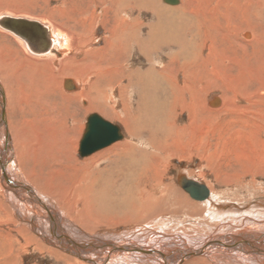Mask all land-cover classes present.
<instances>
[{
	"label": "bare ground",
	"instance_id": "bare-ground-1",
	"mask_svg": "<svg viewBox=\"0 0 264 264\" xmlns=\"http://www.w3.org/2000/svg\"><path fill=\"white\" fill-rule=\"evenodd\" d=\"M193 1L167 9L156 0H91L93 6H97V3L102 5L104 12L97 15L92 6L91 9L90 6L89 8L85 6L86 9L83 8L76 15H70L73 25L69 28L78 33L76 36L69 28L57 23L43 26L37 22L39 20L19 16L17 11L0 10V28L10 25L16 28L21 38L19 36L14 38L19 51L24 54L22 55L24 59L21 57L20 63L14 65V60L4 59L0 46V74L8 86L6 93L10 96V108L17 105L23 115L28 112L38 114L36 119L41 123L38 122L39 130L43 133H53L56 128L52 123L55 121L52 118L53 114L48 113L51 109L50 103L46 105L41 98L53 102L55 97L58 103L60 100L62 105H65L63 110L73 121L63 143H55L58 146L50 147L49 144L44 146L39 144L38 148L34 149L43 158L41 167H28L32 173L31 177H34V170L38 168L40 172L35 177L42 180V188L53 194L55 201L34 190L33 192L39 196L34 195L31 201L39 210L36 213L33 211L34 208L28 209L30 211L25 210L28 208L26 204L14 198L19 202L12 201L13 212L20 220L17 221V217L6 202L0 198V226L4 228V225H8L5 232L8 234L4 235L6 239L11 241L14 239L19 248L24 250L33 247V251L43 256L47 255L61 264H264V199H262L264 194L260 193L258 195L260 200L255 199L256 201L252 202L251 198L256 196L252 197L254 194L250 192L249 198L246 199H251L249 201L252 205L249 203L247 206L240 204L238 206L237 203L240 201H235L236 204L234 201L226 202L222 199L224 193L221 194L216 186L211 187L206 182L207 185H203L205 189L198 187L201 196L197 199L185 188L193 185V182L202 185L199 182H204L202 178H205L204 172L207 169L213 175H218L216 177L222 184L221 189L233 182V177H229L231 175L224 174L221 175L224 177H221L216 172L219 164L214 165L213 156L208 151L201 153V140L196 136L200 133V123L205 110L204 93L213 86L217 88L218 82L220 83L219 77L223 78L220 74L221 69L211 70L209 67L211 64L220 68V61L213 59L212 56L217 53L215 52L217 39L214 37L221 36L224 23L227 30L230 29L227 31L228 34L234 32V29L231 30V24L234 23L236 27L249 30L244 32V37L248 39L245 42L248 46H255L258 51V47L264 42V0H215L212 9L208 11L206 7L204 12L198 10L195 12ZM179 2L181 1L178 0L175 4ZM142 12L154 18L146 24V34L142 33L141 16L144 14ZM109 17L113 24L111 22V27L107 29L109 36L103 38L105 45L98 47L99 49L93 48L91 43L93 39L88 36V33H92L90 21L96 23L99 21L105 25ZM78 28L80 33L77 31ZM203 34L211 37V45L208 47L210 53L206 57L199 50L204 48L199 43V40L203 41L201 39ZM228 34L225 35L227 40ZM51 38L62 41L63 46L59 50L62 55L51 52L56 44ZM134 47L146 56L149 67L145 71L136 68L125 72L128 68L123 70L125 62L128 61L126 59ZM71 48L78 50L75 55L68 57L66 55ZM29 50L36 54H47L45 57L40 56L41 60L46 59L53 66L50 73L46 76L41 75L39 83L36 84L34 76L29 77L28 82L20 78L24 75L16 77V73L24 67L25 62H28ZM218 56H222V53ZM93 59L98 61L94 62ZM156 59L160 67L155 65ZM104 62L107 63L106 66ZM10 74L15 77L11 79ZM125 80L127 83H122ZM116 84L119 85L118 96L123 104L121 111L116 108L119 101L114 100L108 90L104 89L105 86L116 87ZM217 96H212L209 102L219 103L221 97ZM178 110L182 114L188 113L186 125L177 124L175 113ZM92 111L122 118L130 138L120 141L125 135L122 128L115 125L119 127L120 139L102 143L104 138L100 134H97V138L91 135L93 145H90L88 141L91 137L87 135L85 138L88 117L85 124L83 116ZM0 121L2 128L5 129L4 118ZM28 133L32 135L29 130ZM189 137L194 140L191 141ZM95 143L100 146H96ZM6 144L9 146L8 139L4 142V145ZM109 144H112V147L108 148ZM78 147L87 151L80 153ZM77 149L84 156L82 160L76 158ZM245 150L246 148L236 149L235 157L240 163L239 170L242 168L241 171L250 173L252 179L239 184L244 186V183L248 182L246 186H251L249 189L260 192L264 182L258 183L256 175L264 174V161L260 162L257 157V161L253 159L250 161L244 155ZM213 152L215 151L211 153ZM194 157H199L200 160V164H196L197 169L199 168L198 174L194 169L190 170V166L185 167V163L192 162ZM37 158L35 162H39ZM172 158H176L181 164L184 163V166L177 167L175 178L167 177L165 174V169L170 166ZM11 167L12 165H9L7 169L9 172ZM50 168L51 170H48ZM3 173L4 178L9 180L7 171ZM9 182L11 183L10 180ZM27 190L32 193L30 188ZM234 196L238 198L235 194ZM52 201L56 202L57 206ZM56 208L60 210L57 211ZM21 221L29 223L30 229H34L33 232L36 230V233L39 231L40 234L45 233L48 236L52 234L53 239L45 240L43 236L44 241L40 240ZM1 227L2 234L4 230ZM16 234L20 235L23 241ZM91 234H95L97 238L93 240L87 238ZM1 244L2 242L0 257L4 256V261L0 264L15 263L17 256H11L13 247L3 249L4 244Z\"/></svg>",
	"mask_w": 264,
	"mask_h": 264
},
{
	"label": "rangeland",
	"instance_id": "rangeland-1",
	"mask_svg": "<svg viewBox=\"0 0 264 264\" xmlns=\"http://www.w3.org/2000/svg\"><path fill=\"white\" fill-rule=\"evenodd\" d=\"M156 1L159 2L161 5H163L164 7H167V9L168 8L169 9H172L171 7H173V8L174 7H180L185 2H189V1L191 2V0H180L182 3L179 2V4H175L174 5V4H167L164 0H156ZM215 3H216L215 0H194L193 1V5L195 6L194 10H195V12L197 10L198 11H201V12H204V10H206L208 8V11H209V9L211 10L212 7L215 5ZM91 4H92L91 3V0H45V1L44 0H21V1L20 0H3V1L0 0V10H2L3 12H5V11H7L6 9H11V10L17 11L18 12V15L21 16V17H25L27 19H32L34 21L35 20L36 21L39 20L37 22L40 23V24L42 23L43 26L44 25H50L52 23H57L58 25H61L62 27L68 29L70 26L73 25V22H72V20L70 19L69 16L70 15H76L77 13H79L80 10H83V8L86 9L85 6H88V8L90 6V9L93 7V10L96 11V14L97 15H98V13L101 14V12H104V7H102V5H100L99 3H97V6H93ZM32 5H33V7H32ZM32 9L34 11H32ZM142 13H144V12H142ZM145 14L146 13H144L141 16V18H142L141 19V22L143 23L142 33H145L146 34L147 33L146 24L149 23L154 18L152 16H150V14L148 16L145 15ZM235 14L237 15L236 11H235ZM38 16H41L43 19L41 17H38ZM110 19H111L110 17L107 19V23H105V25L104 24H101L99 21L97 23L90 21V25L89 26L91 28V32L92 33H88V36L91 39H93L91 41V43L94 45V46L92 45L93 48H98V47L101 48V47H103L105 45L103 38H105V36H109V33L107 32V29H109L111 27L110 25L113 24L112 20H110ZM221 20L224 21V19H221ZM111 22H112V24H111ZM223 25H224V31L222 33H224V34L221 33V36L214 37L215 39H217V43L215 44V48H216L215 49V52H217V53H216V55H212L213 56V59L216 58V60L218 62L220 61V68H217V67H215V66H213L211 64L209 65V67H210L211 70L212 69H215V68H216V70L221 69L220 70V74H221V76H223V78L222 77H219L218 81H220V83L218 82L219 85H217V88H216V86H213L212 88L207 89L205 91V93H204V102L206 101L205 102V106H204L205 107V110L203 112L202 121L200 123L201 124L200 133H199L200 135L198 134V136H196V137L198 138V140H201V142H202V143L200 142V144H201V146H200L201 153L204 154V153H206L208 151V153L213 156L214 165L217 166L219 164L217 166V168H216L217 169L216 172H218L220 176L221 175H224V174L231 175L229 177L230 178L233 177V179H232L233 182L231 184H228L229 186L228 185L223 186V188L221 189L222 184H221L220 181L217 180V177H216L218 175L214 174L215 175L214 176L213 173L210 170L207 169L205 171L206 173L204 172L205 178H207V179H205L203 177L202 179H203L204 182L203 183L202 182H199V183H201L202 185L210 184L209 186H211V185L216 186V188H218L220 190V193L221 194L224 193V194H222V195H224V198H222V199H224L226 202H232V201L238 202V201H240V202L237 203L238 206H239V204H240V206H243V205H246V204H249V203H250V206H251L253 201H256V200L259 201L260 200V198H258L259 197L258 195H260V193H261V195L264 194V192H263L264 191V185H263V187H260L261 188L260 192H257L256 190L254 192V189H249V188H251V186H246L248 182L247 183H244V186H240L239 183H241L242 181L243 182H246V181L252 179V177L250 176L251 175L250 173H245V172H243V170L241 171V169H242L241 167L242 166L240 167L241 169L239 170L238 164H240V163H239V160L235 157V155H236L235 151H236V149H245L246 148V150L244 152V155H245V157L247 159H250V161H252V159L257 161V159H256V157H257L258 160L260 159V162L264 161L263 160L264 159V157H263L264 156V120H263L264 119V107H262V106H264V42L258 47V51H259L258 52L255 49L256 48L255 46L254 47L251 46V45L248 46L246 44L247 42H245L248 39H246L244 37V32L245 31H249V30H247L244 27H242V28H240L239 26L236 27V25L234 23H232L231 24V30L234 29V32H229V34H228L227 31L230 30V29L227 30V25L225 23ZM49 28H50L51 33H52L51 26ZM4 30L7 31V32H5ZM69 30L71 32H73L74 35L77 33V32L75 33V31L73 29H70L69 28ZM145 30H146V32H144ZM191 30L193 32H195L194 29H191ZM77 31L80 33L81 32L80 31V28H78ZM9 33H11V34H9ZM106 33H108V34H106ZM81 34H83L84 36L86 35V33L85 34L84 33H81ZM227 34L229 35L228 36L229 37V40H227L228 38L225 37V35H227ZM15 36H19V34H18L16 28L13 27V25L0 28V46L2 47L1 49L4 51V52L1 51V53L4 56V59L5 60H7L8 58H9V60H14L13 61V64L14 65L16 63H18V62L20 63L21 57L24 59V57H23L24 54L21 51H19V47H18V45L16 43V39L14 38ZM210 38L211 37L206 36V34H203V37L201 38L203 41L199 40V43L202 46H204L203 50L200 49V48H199V50L203 53V56H205V57L207 56L208 53H210V49H208V47L211 45ZM5 40H6V42H5ZM51 40H54L56 42V44L53 47V49L51 50V52L52 53H55V54H58V55H62L61 53H59L60 48L63 46L62 41L61 40L56 41L55 39H52V38H51ZM204 42H205V44H204ZM75 44H76V42H75ZM15 47H17V48H15ZM5 48H7L8 50L5 49ZM68 50L69 51H68V54L66 56L69 57L71 55H75L78 49L71 48V49H68ZM218 52L222 53V56L219 57L218 55L220 53H218ZM42 55H44V56H42ZM45 55H47V54H36V53H34V52H32V51L29 50L28 51L29 58L27 60L28 62H25V65H24V61H23L22 64L24 65V67L22 66L23 68L18 73H16V77L17 76L20 77V75L21 76L24 75L23 77H20V78H22V80H24V81L26 80V82H28L29 77L34 76L35 84L36 83H39L40 76L41 75H44V76L48 75L50 73L51 67L53 68V66H51V64H49L46 59H44L43 61L41 60V57H45ZM154 57L157 58L156 55H154ZM222 57H223V59H220ZM93 60H94V62H97L98 61V59H93ZM126 60H128V61L125 62V66H124V69L123 70L125 71V69L127 67L128 68L126 69L125 72L131 71L133 69L136 70V68L137 69H140V70L142 68V70L145 71L149 67V64H147V63H149V60L146 58L145 55L141 54L139 52V50L137 48H135V47L132 48L131 55ZM146 60H147V62H146ZM155 62H156L155 65L157 67H160V64H158L157 59H156ZM28 63H29V65H28ZM34 63H35V65H34ZM106 64L107 63L104 62V65L105 66H106ZM130 64H131V66H130ZM138 66H140V67H138ZM27 69H28V72H27ZM39 69H41V70H39ZM34 74H36L37 76L39 75V76L37 77ZM13 76L15 77V75L10 74L11 79H12ZM239 76H240V78H239ZM1 77L2 76L0 74V119L1 118H4L5 129L2 128V123L0 121V198L2 200H4V202H6V204L8 205V207L11 209V212L14 211V207H13V202L12 201H14V203H16V202L19 203L18 201H15L14 200V198H17V199H20L22 202H24L23 204H26V206L28 208H25V210H28V209L33 210V208H34L33 211H35L36 213H38V211H39L38 208L31 201H32V199L35 196H37V197H39V196L35 192H33V191L36 190L38 192V194H41L43 196L46 195L49 199L51 198L52 200L55 199V196L53 194H49L48 192H46L42 188V180L35 177L40 172V171H38V168L41 167L40 164L43 163L42 162L43 161V158H41V156H39V154L37 152H35L34 149L38 148V145L39 144L41 146H44L45 144L46 145L49 144V147H50L52 145L58 146L56 144H58V143L61 144V142L63 143V139H65V136L67 134V130L69 129V127H71L73 121L66 116V114H65L66 112L64 111L65 110V105L63 106L60 100H59V103H58V101H57L58 99H56L55 97H53V102H54L53 103V102H51V100L50 101L47 100L48 101L47 102L46 99L42 97L41 98V101L42 102L44 101L46 105H49L48 103H50V108L51 109L52 108L56 109V110H54V109L53 110H51V109L48 110V113L50 112L49 113L50 115L53 114L52 115V118L55 121L52 122V123H53V125L56 128L55 131L53 133L52 132H45V133H43L42 131L39 130L40 129L39 127H40V124L41 123L36 119L39 116L38 114H33V113L30 114V112H28V108H26V113L28 112V114H24L23 115L22 113L19 112V108H18L17 105H13L10 108V105H9V103H10V96H8L7 93H6V92H8V90H7V87L8 86L6 84V81L3 78H1ZM234 77H236V79H234ZM223 81L225 83H223ZM122 83L126 84L127 81L125 80ZM229 84H230V86H229ZM115 86L116 87H111V88L105 86L106 88L104 87V89L106 91L108 90V92L110 93V95L113 97L114 100L119 101L118 102V105L116 106V108H117L118 111H121L122 110V107H123V104H121L122 103V100H121L120 96H118L119 95V88H117V87L119 85L116 84ZM225 87H227V88H225ZM217 95L219 97H221V98H219L220 99L219 103H217V104H215V103L214 104H211V102H209V101L212 100V96H217ZM225 95H227L226 98H225ZM242 95H244V96H242ZM28 97H30V94H28ZM244 97H246V98H244ZM224 98L227 99V100H225ZM231 98H232V100H231ZM29 100H30V98H29ZM250 100L255 101V102H250L249 103ZM35 101H36V99H35ZM60 105H61V108H62L61 110H60ZM251 106H252V108H249ZM14 107H16V108H14ZM120 107H121V109H120ZM218 108H220V109H218ZM223 108H225V110H223ZM245 108H246V110H245ZM62 110L64 111L63 113L65 115L62 113ZM241 110H243V111H241ZM52 112L58 113L59 116L56 113H52ZM94 113L97 114V115H99V116L102 115L105 120H107L109 118L108 121H110L111 123L114 122L113 123L114 125H118V126H120L122 128L125 136L120 141H123V140H125L127 138H130L129 135H128L129 134L128 133V130H125L127 128V127H125L126 125H124L125 122L120 117L105 116V115L101 114V112L92 111V112L88 113V115H86L85 117L83 116L84 121H85V124H86L87 117H89L90 115H92ZM175 114H176V118H177L176 119L177 120L176 122H177L178 125H181L182 126V124L183 125H186V123H188V117H187L188 116V113L183 112V114H182L181 111L178 110ZM252 114L254 115L255 118L253 117ZM36 115H38V116L36 117ZM206 115H207V117H206ZM256 116H258L257 119H256ZM40 118L41 117H39V119ZM65 118H66V120H65ZM68 119H70V121H68ZM119 119L121 121L118 122ZM211 119H213V120H211ZM254 121H255V123H254ZM208 122H210V123H208ZM57 123L58 124L61 123L62 126L64 125L63 126L64 129L62 128L61 125L58 126ZM247 123H248V125H247ZM261 123H262V125H261ZM22 124H24V125H22ZM3 125H4V123H3ZM249 125L251 127H249ZM25 127L27 129H25ZM123 127H125V128H123ZM254 129H256V130H254ZM22 130H23V132H22ZM28 130H29V132L30 131L32 132V135H31V133H28ZM36 130L37 131L39 130L40 133L37 132ZM260 133H262V134H260ZM42 135H44V136H42ZM262 137H263V139H262ZM6 138L9 141V146L10 147L8 146V144L4 145V142H7V139ZM81 138H82V136H81ZM189 139L191 141L194 140L192 137H189ZM260 139H261V141H260ZM237 140L239 141V144H238V141ZM43 141H45V142L44 143H41ZM244 143H245V145H244ZM109 145L110 146H108V148L109 147H112V144H109ZM261 145H262V147H261ZM56 148L59 150L58 147H56ZM78 148L80 149V147H78ZM108 148L106 147V149H108ZM79 149H77L78 151L76 153V158L78 160H82L84 156H82L79 153ZM212 151H215V152H213V154H212L211 153ZM226 151H228V153ZM248 155H250V156H248ZM37 156L39 158V160H37V161H39V162H35V158H37ZM214 156H215V158H214ZM219 156H221V157H219ZM170 162L172 164L170 163V166L167 168L168 170L165 169V174L168 175L167 177H170L171 176L172 178H175L176 177V173H177V169L179 168V166H184V163L181 164L176 158L175 159L174 158L170 159ZM105 163H101V164L103 165ZM197 163L200 164L199 157L198 158L197 157H194L192 159V162H190L188 164H187V162L185 163V167H187V165H188V167L190 166L189 169L190 168L192 170L194 169V171L198 174L199 168L197 169V167H196L198 165ZM9 165H12V167L10 169V172H9V170H7L9 168ZM29 166H31V168L38 167V168H36L37 170H34V174H35L34 177L33 176L32 177L30 176V175H32V173L29 172V168H30ZM194 166H195V168H194ZM48 170H51V168L48 169ZM3 171H7V174H8V177H9V180L11 181V183L9 182V180H7L6 178H4ZM235 173H236V175H235ZM238 174H239V177H238ZM263 175H260V174L259 175H256L257 176L256 178H257V182L258 183L264 182V176ZM10 177H12V178H10ZM214 177H216V178H214ZM221 177H224V176H221ZM205 180H209V181H205ZM210 181H211V183H210ZM216 182H218V184H215ZM237 185H239V186H237ZM17 187H20V188L18 189ZM27 188H30V190L32 191V193L29 192L27 190ZM185 188H187V187H185ZM16 189H18V190H16ZM234 192H236V193H234ZM250 192L251 193L253 192V194H254V195H252V197L256 196L254 198H251L252 200L251 199H246V198H249ZM234 194L236 196H238V198H234L235 197ZM262 199H264V198H262ZM224 200H222V201H224ZM249 200H251L252 202L249 201ZM234 202H232V203H234ZM236 202L234 204H236ZM53 203L56 205V202H53ZM30 205H33V206H30ZM58 209L59 208H56L57 211H58ZM30 210H28V211H30ZM31 213H33V212H31ZM13 214L15 216L16 213L13 212ZM15 217H17V216H15ZM16 219H17V221H20V220H18L19 219L18 217ZM21 222L23 223V225H26L27 228L30 231H32L33 234L37 235L40 238V240L44 241L42 239L43 236H44V239L45 240L52 238V234H51V236H48L47 234H45L43 232H42L43 235L40 234L39 231L36 233V230L33 232L34 229L33 228H32L33 230L30 229V226L31 225L29 223H27L26 221H21ZM22 223H18V224L22 225ZM3 227L4 228H2V227L1 228H2V230H4L3 231L4 233H2V234L0 233V243L2 242V244H4V245L1 244L2 245V248L5 249L8 246L9 247H13V250L11 252V256H14V257L17 256L16 257V259H17L16 262L15 263L12 262V264H61V263L55 261L53 258H51V257H49L47 255L46 256L45 255L43 256L42 254H39L38 252L33 251V247H31V248L28 247L25 250H24V248H19V245L14 241V239L11 241V240L6 239L5 236H4V235H7L8 234V233H5L6 232V228H8V225H4ZM14 235H15V233H14ZM16 236L20 240H22V238H21L20 235L16 234ZM87 238H91L90 240H93V238H97V237H96L95 234H91ZM95 240H97V239H95ZM183 249H185V248H183ZM0 258H1L0 262L3 263L4 256L3 257H0Z\"/></svg>",
	"mask_w": 264,
	"mask_h": 264
},
{
	"label": "water",
	"instance_id": "water-1",
	"mask_svg": "<svg viewBox=\"0 0 264 264\" xmlns=\"http://www.w3.org/2000/svg\"><path fill=\"white\" fill-rule=\"evenodd\" d=\"M164 1L168 3H174V4L178 2V0H164ZM97 134H100L102 138L105 139V140L103 139L102 143H108V142H111L112 140L121 138V134L119 135V127L113 125L112 123L108 122L107 120H105L103 117L99 115L92 114L88 117V124H87L86 133H85V138L87 137V135L91 137L88 141L90 145H93V142L91 140L93 139L92 136L97 138ZM97 145L99 144H96V146ZM86 151L87 149H80V153H85ZM192 184L193 185L190 184L189 186H187L186 189L191 193V196L193 198L197 199L199 196H201V190H198V187H201L202 189H205V187L203 185H197L194 182Z\"/></svg>",
	"mask_w": 264,
	"mask_h": 264
}]
</instances>
